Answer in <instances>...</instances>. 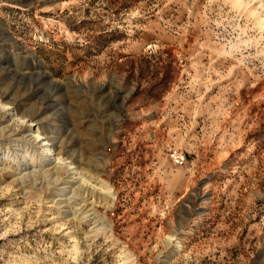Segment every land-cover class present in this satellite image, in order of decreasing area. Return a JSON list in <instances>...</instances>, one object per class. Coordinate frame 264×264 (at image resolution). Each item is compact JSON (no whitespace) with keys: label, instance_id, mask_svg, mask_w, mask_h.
Here are the masks:
<instances>
[{"label":"rangeland","instance_id":"374dc122","mask_svg":"<svg viewBox=\"0 0 264 264\" xmlns=\"http://www.w3.org/2000/svg\"><path fill=\"white\" fill-rule=\"evenodd\" d=\"M127 253L264 264V0H0V264Z\"/></svg>","mask_w":264,"mask_h":264},{"label":"bare ground","instance_id":"6f19581e","mask_svg":"<svg viewBox=\"0 0 264 264\" xmlns=\"http://www.w3.org/2000/svg\"><path fill=\"white\" fill-rule=\"evenodd\" d=\"M31 130V134H29L30 135V138H32V140H34L35 142L36 141H38V143H40V149L42 150L41 152L42 153H44V155L43 154H40V157H39V159H41V160H45V158H47L48 156H51V155H55V153H51V151H53L52 150V144H51V142L50 143H48L47 141H45V139L46 138H40V134H39V132L37 131V129L35 130L34 128H31L30 129ZM28 159V161H26L24 164L25 165H40L41 163H40V161H38V160H35V157H33V156H30L29 158H27ZM26 159V160H27ZM60 160H63L62 158H60V157H54V158H51V159H49V161L50 162H52L53 164H54V166L53 167H55L56 166V168H58L59 166H61V162H60ZM72 169V168H71ZM61 170V169H60ZM65 170V169H64ZM33 172V171H32ZM72 174H77L78 172L77 171H74V172H71ZM26 174V173H25ZM27 174H29V173H27ZM23 175V174H22ZM26 176V175H25ZM28 176V175H27ZM82 178V179H81ZM55 179V178H54ZM80 179L82 180V184H83V181H84V179H83V176H81L80 177ZM99 182H101V184H100V187H99V189L101 190V191H98V192H96L97 194L99 193L100 195L101 194H105V195H109V194H111L112 193V188H111V186L106 182V181H104V180H100ZM95 194H94V191H93V189L91 188V190L88 192V195H87V197H89V198H91V197H93ZM87 197H84V201H86L87 199ZM90 210V209H89ZM86 213V212H85ZM67 235L69 236V237H72V234L69 232V233H67ZM78 251H79V248H78V242H75V244H74V246H73V248H72V253H74V254H77L78 253ZM71 253V251L69 252V254ZM75 259V258H74ZM124 261H123V263L122 264H136V259L133 257V254H131V253H127L125 256H124Z\"/></svg>","mask_w":264,"mask_h":264}]
</instances>
